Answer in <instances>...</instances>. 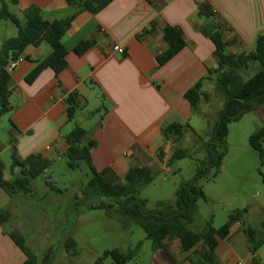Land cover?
<instances>
[{
	"label": "crops",
	"instance_id": "crops-1",
	"mask_svg": "<svg viewBox=\"0 0 264 264\" xmlns=\"http://www.w3.org/2000/svg\"><path fill=\"white\" fill-rule=\"evenodd\" d=\"M203 1L212 6L224 25L227 52L256 50L257 39L264 34V0H114L97 14L85 10L76 13L68 0H18L17 4L0 0V10L6 4L22 23L31 6L39 7L43 18L51 22L76 13L62 39L68 51L65 69L56 74L47 68L34 82H26L37 64L52 52L44 42L27 46L21 55L24 62L9 71L12 110L8 120L14 141L10 137L0 142V161L4 152L9 151L12 156L15 148L21 160L38 156L49 161L50 166L41 175L47 176L66 156L71 123L80 114L87 118V105L99 96L100 106L95 110L100 109V113L91 119L93 126L89 130L97 141L92 149L96 169L110 180H122L133 167H148L155 175V170H162L159 164H163V170L168 172L175 145L165 139L163 127L189 124L195 113L202 111L204 99L193 111L185 94L205 78L203 91L207 93L218 76L209 75L218 64L214 43L201 32L205 19L198 4ZM6 21L9 20L0 21V48L4 41L18 34L17 26L12 28ZM166 26L181 29L186 45L167 63L159 65L157 57L168 49L164 39ZM149 29L152 31L147 32ZM82 42L93 45L79 55L74 50ZM117 45L124 48V55L113 50ZM255 66L258 68V64ZM73 93L78 94L81 107L70 121L67 100ZM19 173L17 168L11 176L5 172L3 176L13 182ZM34 203L32 194L11 197L0 188V211L13 214L0 228V264L25 263V254L8 234L14 229L9 224L14 223L20 208L32 206L34 210ZM255 214L264 216V205L255 207ZM261 226L264 228V223ZM246 229L245 221L240 219L228 237L219 240V264H264V244L252 253ZM166 244V250L154 251L152 246L148 252L149 248L142 243L138 257L147 250L142 264H192V252L183 253L179 239Z\"/></svg>",
	"mask_w": 264,
	"mask_h": 264
},
{
	"label": "trees",
	"instance_id": "trees-1",
	"mask_svg": "<svg viewBox=\"0 0 264 264\" xmlns=\"http://www.w3.org/2000/svg\"><path fill=\"white\" fill-rule=\"evenodd\" d=\"M113 1L68 0V5L75 8L77 10L76 13L85 10L97 14ZM11 2L17 4L18 0H11ZM198 6L201 16L205 19V23L201 26V32L216 47L214 56L218 67L209 71V75H218L219 89L226 94L224 107L213 126L211 142L206 145L207 159L201 163L202 169H198V175L203 176L209 169L215 167L217 171L214 177H218L223 165V159L228 152L229 124L240 121L244 115L256 111L264 103V34L259 35L254 52L229 53L227 52V42L224 36V25L218 19L212 6L207 1L199 3ZM76 13L65 19L51 22L43 18L42 10L39 7L31 6L25 11L26 20L22 23L19 18L10 13L8 6L3 4L0 10V21H11L17 26L18 34L4 41L0 48V120L12 110L10 103L11 90L9 84L11 75L8 71L9 63L21 57L27 46H39L45 42L50 45L52 52L46 59L37 64L34 70L26 77V82H34L47 68H51L56 74H59L67 65L66 56L68 54L62 39L71 27ZM151 31L152 29L147 30V32ZM164 39L168 44V49L157 57L159 65L167 63L186 45L183 32L177 27L166 26ZM92 45L91 42H82L74 51L81 55ZM254 64H258V71L247 81H243L238 71L250 68ZM205 79L198 82L185 94V99L190 103L193 111H197L200 102L209 97L203 91ZM67 104L69 120L73 121L81 107L78 101V94H71ZM99 113L100 109L92 111L89 113V118L93 119ZM189 129H191L189 124L172 123L164 126L162 131L167 141L178 145L180 139L184 137L185 132ZM66 139L69 145L66 152L68 166L73 170H77L81 167L82 162H85L92 172L93 177L86 190L90 189L106 200H121V202L116 200L112 203L99 201L98 208L112 209L120 207L126 216L144 229L147 239L152 241L154 251L166 250V241L179 239L181 251L183 253L192 252V256L189 258L192 264H219L216 256L219 240L228 237L232 226L240 220V213H231L228 222L220 230L213 228L211 223L200 230H195L194 225L198 215L197 202L200 198H204L203 191L197 188L195 183L193 185L188 184L178 192L176 206H172L167 202H158V210L145 212L143 209L144 202L139 199V194L154 181V173L150 168L145 166L133 167L122 180H110L105 173L99 172L94 166L92 149L97 146V141L90 131L81 126H75ZM11 141H14L13 131L11 133ZM250 146L258 152L261 164L264 165V128L258 129L250 137ZM219 148L222 151H219ZM187 156L188 153L185 150L176 146L169 161V166L174 161ZM49 166V161L43 160L38 156H29L25 160H21L14 148L11 168L13 171L19 168L20 173L13 182L6 181L3 176L4 167L0 161V188L5 190L11 197L21 193L32 194L33 182L43 175ZM135 200L140 201L142 207L139 203L134 202ZM126 205H129V207H126ZM10 219V212L6 210L0 211V228L5 226ZM8 234L25 254L26 261L24 264H50L54 260L56 251H53L49 258L46 257L42 260L37 252L25 246L23 236L20 233L11 231ZM245 234L251 252L256 253L264 244V236L252 227H247ZM59 244L71 256L76 255L77 242L70 235H62L57 245ZM141 248L142 243H139L130 252L120 250L107 251L104 254V258L111 257L113 264H126L137 257ZM104 258H100L95 264H102Z\"/></svg>",
	"mask_w": 264,
	"mask_h": 264
},
{
	"label": "rangeland",
	"instance_id": "rangeland-1",
	"mask_svg": "<svg viewBox=\"0 0 264 264\" xmlns=\"http://www.w3.org/2000/svg\"><path fill=\"white\" fill-rule=\"evenodd\" d=\"M6 22L16 28L11 21ZM257 71L254 64L239 70L238 74L243 81H247ZM207 93L209 97L203 101V115L200 111L195 113L189 123L191 129L175 145L185 150L188 156L174 161L168 172L163 170V164H159L162 170H155L154 181L139 194V199L144 202L143 209L145 212H154L158 210V202L176 206L178 192L188 184L195 183L204 193V198L197 202L195 230L209 223L220 230L228 222L231 213H240V219L245 221L247 227L264 233L261 226L264 216L255 214V207L264 205V165L261 164L258 152L250 146V137L258 129L264 128V103L256 111L244 115L240 121L229 124L228 152L218 177H214L217 171L215 167L199 176L198 169H202L201 163L208 156L206 145L212 137V126L226 101V94L219 89L216 76ZM98 98L87 105L84 112L87 118L81 114L76 116L71 123L73 129L81 126L91 130L93 121L89 113L100 106ZM204 119H208V122ZM11 133L6 114L0 120V142L9 139ZM219 151L222 149L219 148ZM1 162L6 175L11 176V152H4ZM92 177L87 163L82 162L79 169L73 170L68 166V158L65 156L47 176H40L33 182L35 209L32 206L28 209L20 208L14 223L10 222L9 225L14 228L12 231L23 236L25 246L37 252L42 260L56 251L52 264H95L104 258L107 251L130 252L139 243H145L148 252L151 250L153 244L147 239L144 229L126 216L120 207L101 209L98 208L99 201H88L92 198L106 200L96 192L86 190ZM10 214L12 218V212ZM66 234L77 242L75 256L68 254L61 244L57 245L62 235ZM146 253L144 249L141 257L138 254L126 264H142ZM102 264H113V259L104 258Z\"/></svg>",
	"mask_w": 264,
	"mask_h": 264
},
{
	"label": "built area",
	"instance_id": "built-area-1",
	"mask_svg": "<svg viewBox=\"0 0 264 264\" xmlns=\"http://www.w3.org/2000/svg\"><path fill=\"white\" fill-rule=\"evenodd\" d=\"M113 50L121 55H124L125 54V50L123 47L117 45L113 48ZM24 62V58L23 57H19L18 59L16 60H13L9 63L8 65V71H13L14 69H16L21 63Z\"/></svg>",
	"mask_w": 264,
	"mask_h": 264
},
{
	"label": "water",
	"instance_id": "water-1",
	"mask_svg": "<svg viewBox=\"0 0 264 264\" xmlns=\"http://www.w3.org/2000/svg\"><path fill=\"white\" fill-rule=\"evenodd\" d=\"M191 185H193V184H191ZM116 200L121 202V200H119V199H113V200H103V199H100V198L88 199V201H100V202H104V203H112V202H114ZM134 202L139 203L140 206L142 207V203L140 201L135 200ZM126 207H129V205H126ZM61 243H62V239H61ZM50 264H52V261L50 262Z\"/></svg>",
	"mask_w": 264,
	"mask_h": 264
}]
</instances>
